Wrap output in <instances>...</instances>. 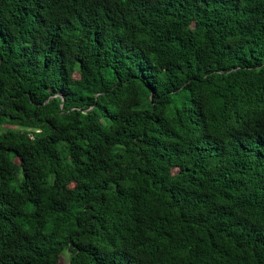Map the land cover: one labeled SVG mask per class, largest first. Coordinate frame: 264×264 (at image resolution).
<instances>
[{"label":"trees","instance_id":"1","mask_svg":"<svg viewBox=\"0 0 264 264\" xmlns=\"http://www.w3.org/2000/svg\"><path fill=\"white\" fill-rule=\"evenodd\" d=\"M264 264V0H0V264Z\"/></svg>","mask_w":264,"mask_h":264},{"label":"rangeland","instance_id":"2","mask_svg":"<svg viewBox=\"0 0 264 264\" xmlns=\"http://www.w3.org/2000/svg\"><path fill=\"white\" fill-rule=\"evenodd\" d=\"M63 261H65V263L67 264V262H68L67 257L63 258Z\"/></svg>","mask_w":264,"mask_h":264}]
</instances>
